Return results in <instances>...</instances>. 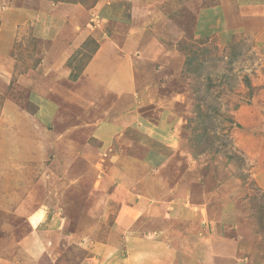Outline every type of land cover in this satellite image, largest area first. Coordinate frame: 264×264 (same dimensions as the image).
I'll return each mask as SVG.
<instances>
[{
	"label": "rangeland",
	"instance_id": "obj_1",
	"mask_svg": "<svg viewBox=\"0 0 264 264\" xmlns=\"http://www.w3.org/2000/svg\"><path fill=\"white\" fill-rule=\"evenodd\" d=\"M263 6L264 0H0V262L18 260L14 244L35 225L33 214L50 231L47 215L69 227L77 219L87 228L110 221L113 213L100 210H115L120 182L128 196L140 191L151 201L160 187L166 194L155 203L159 222L144 230L173 242L157 264H264ZM107 49L120 51L130 66L120 74L134 119L128 140L106 152L58 148V134L79 124L84 109L69 103L70 89L115 71L118 59ZM84 96L90 104L99 95ZM62 114L71 118L58 123ZM94 180L103 183L99 190ZM123 201L139 217L149 209L139 198ZM94 203L99 210L90 212ZM126 226L119 234L137 237L128 220ZM55 234L42 242L50 246ZM43 251L37 244L32 258Z\"/></svg>",
	"mask_w": 264,
	"mask_h": 264
},
{
	"label": "crops",
	"instance_id": "obj_2",
	"mask_svg": "<svg viewBox=\"0 0 264 264\" xmlns=\"http://www.w3.org/2000/svg\"><path fill=\"white\" fill-rule=\"evenodd\" d=\"M115 50L116 53H114L115 51L111 49L106 50L107 55L113 53L115 59H118V62L114 61L115 71H113V73H110L108 77H105L106 75H103V71L101 73H97L96 75L93 74L94 76L93 75L90 76V80L88 81L90 82V84H88L87 86L83 84L76 88L70 89V92L68 93V95H70L69 103L74 105V107L75 105L77 107L82 106L84 107V109L80 118L77 117V119H79L80 121L79 124L73 127L71 126L70 128L58 134L60 135V138H62L59 142H57L58 148H64V149L66 148L67 150L70 151H72V149L73 150L78 149V150H95L97 152H101V151L106 152L110 146L114 147L118 143L127 142L128 131L126 129V125L128 122L132 120L134 122V119L132 117L133 116L132 112L128 111L130 106L129 103L130 101L129 102L128 100L126 102L124 101L125 99L124 95H128V94L125 91V84L122 82L120 78L121 77L120 74L122 73L121 72L122 70L127 71L130 66L129 63L126 62L127 61L126 56L122 55V57L120 58L118 56V53H120V51H118L117 49ZM95 62L97 63L98 66L99 65L102 66V64H100L99 61L98 62L95 61ZM92 64L90 63V65L87 67L88 72H90L91 67H93ZM53 69H56V66L52 67V70ZM92 77H94L95 78L94 80L96 81H91ZM87 93H91L94 96L95 94H97L99 96L97 97L96 100H94V102L88 104L89 102L85 100L86 97L84 96ZM107 95L115 96L114 98L116 102H114L110 107L106 106L107 107L106 108L103 107L102 105L104 104V99L107 97ZM56 102L58 101L56 100ZM56 102L51 104L53 105L54 108L51 106L49 108V109L52 108L51 110L54 111L52 114H54L56 110H58V107L60 105V103H56ZM96 106H98V109H95ZM99 109H101L102 112H99ZM74 116L75 115H73L72 118H74ZM50 118L52 121V119H54V116L51 115ZM56 118L59 123L68 120L69 118H71V116H69L68 114H62V116H58ZM40 120H42L43 121L42 123L46 125L48 118L46 119L40 118ZM135 124L136 121L134 125ZM43 133L46 134V132H42V134ZM40 143H42V141ZM103 159L105 161L106 158L103 157ZM103 159L101 157V160ZM101 160L99 159L98 164L101 163ZM97 181L98 180H94L93 183L94 185H92L93 191L99 190L100 189L99 186H102L103 184L100 183L101 180H99L98 183ZM109 183L111 185L112 181ZM76 185H79V182L75 183L73 187H75ZM114 185H116L117 187H115L113 194L117 193V195H119L117 205L114 206L115 210L111 211L110 209L112 206L108 207L107 204H105L104 208L100 210L103 212V215L106 217H110V213L111 212L113 213V217L110 218V221L105 220L104 224H100V225L98 224L95 227L87 228V227H83V225L79 226V222L77 219L76 221L73 222L72 226L69 227L67 221H63V220L62 222L60 221L61 222L60 225L59 224L57 225L56 223H60L58 219H61L58 216L47 215L46 221L49 222V220H52V224L48 223L50 225L49 227H51V225L55 227L53 228L54 229L53 231H50V230H46L47 228L46 226L40 225L43 223L42 217H40L38 214H33V216L30 218L34 220L33 217L36 216L34 220L35 225L32 226V228H29L28 233H26L21 239L18 240V242H16V244H14V247H18L16 249L17 255H19L18 260L16 259H14L13 261L6 260V263L7 264H154V263L157 264L161 258L160 256H158L159 251L161 249L166 251V247H172L173 242L171 240H167L166 243L163 240L157 241L154 238L153 239L151 238L152 235H147L149 233L145 231L147 230L148 232H150L149 231L150 226L158 221L157 220L158 217L156 216L158 204L155 203H157V201H160L158 200L159 198H163V200L165 199L168 200L166 198V194L161 193L162 189L160 187L159 193L155 194L159 196L155 198L151 196V201H150L149 200L150 196L146 197L145 195H142L140 191L130 194L128 196L127 192H124L123 190L124 186L120 182L115 183ZM130 189L128 188L126 190H130ZM134 189L140 190V186H137V188L135 187ZM105 191L106 190L101 191L100 193V195L102 194V196H104L102 198L103 201H105L106 199L110 200L111 196H109L108 194H104ZM174 196L176 197L175 194ZM126 198L127 201H132V200L135 201L139 198V203L146 202L147 203L146 206L149 209L144 210L142 208V210H144L145 212L143 213V215L139 217V215H137L138 213L137 210L135 208L131 209L129 203L123 201ZM149 202H151V204H149ZM153 203L155 205H153ZM95 208H97V204L95 205L94 203L92 204L91 210L89 209V211L91 212ZM97 209L99 210V208ZM181 213L182 215H186L185 217H188L186 211ZM162 219H163V224H165L166 221L164 220V217H162ZM127 220L130 224V228L136 230L134 232L138 234L137 237H130V235H127L125 237L124 235L122 236L119 234L118 232L119 229L120 231H122V229L128 227L126 226ZM179 220L181 221V219ZM164 228L166 229L167 225L164 226ZM35 232L38 234L36 235ZM151 232L155 233V231H151ZM54 234L56 238L54 241H49L47 239L48 242L51 243L50 246L47 243L42 242V240H45L47 236ZM81 234L83 235L85 234V236H89L92 234L96 236L97 234V237L100 241L98 242L96 241L97 244L89 243V242L86 243L85 241H83V239L87 240V237L84 236V238L80 242L83 244V246L78 247L76 246V243L79 242L78 237H80ZM37 244L45 245L46 252L43 251L39 254L37 258H32V254H33L32 251L36 248ZM120 248H126V249L130 248L132 252L131 253L127 252L128 254L125 256L123 252L119 251ZM121 257H124V259H122ZM0 263L2 264L4 262L1 261Z\"/></svg>",
	"mask_w": 264,
	"mask_h": 264
},
{
	"label": "bare ground",
	"instance_id": "obj_3",
	"mask_svg": "<svg viewBox=\"0 0 264 264\" xmlns=\"http://www.w3.org/2000/svg\"><path fill=\"white\" fill-rule=\"evenodd\" d=\"M94 185V184H93Z\"/></svg>",
	"mask_w": 264,
	"mask_h": 264
}]
</instances>
